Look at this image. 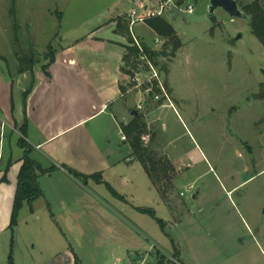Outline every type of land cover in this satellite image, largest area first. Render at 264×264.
Here are the masks:
<instances>
[{"label": "rangeland", "instance_id": "rangeland-1", "mask_svg": "<svg viewBox=\"0 0 264 264\" xmlns=\"http://www.w3.org/2000/svg\"><path fill=\"white\" fill-rule=\"evenodd\" d=\"M170 1L183 15L166 11L162 19L179 47L150 62L154 72L140 63L136 81L126 79L122 124L131 122L132 111L146 124L144 146L152 145L169 168L168 187L163 181L158 187L174 220L182 221L161 230L135 209H153L168 223L137 161L121 162L109 180L124 200L104 185L82 188L53 177L42 182L45 197L34 201L33 215L24 210L20 216L12 247L10 232L0 233V264H10L9 256L13 264H45L66 243L79 264H264V47L248 23L219 9L212 24L210 0ZM255 1L264 12V0H239L238 6ZM124 2L0 0V56L10 66L16 55L42 64L70 26L79 27L76 37L86 35L102 15L124 13ZM188 6L192 14L185 13ZM139 31L151 51L169 47L156 33L134 28ZM120 149L113 160L128 156V147Z\"/></svg>", "mask_w": 264, "mask_h": 264}, {"label": "crops", "instance_id": "crops-1", "mask_svg": "<svg viewBox=\"0 0 264 264\" xmlns=\"http://www.w3.org/2000/svg\"><path fill=\"white\" fill-rule=\"evenodd\" d=\"M139 3L144 2L126 0L124 6H127V10L124 13L109 17L102 15L101 19L97 18L95 27H91V31L81 37L74 35L79 31H76L79 29L77 26H70L72 32L68 30L61 37L60 27L59 43L52 54L54 61L49 64L48 59L42 64L35 63L32 72L19 73L18 55L14 66L5 63L6 60L0 56V62H3V65L0 64V124L4 122L7 125L3 132V157L0 162V233L9 231L17 176L22 163L23 149L18 147L20 128L26 129L25 141L32 148L30 158L43 170L55 168V171L48 174L37 172L38 185L42 191L40 198L45 197L42 182L53 177L76 187L86 188L92 183L112 189L109 180L118 173V165L121 162L131 164L135 161L128 144L122 140L120 129L124 119L121 103L129 93L125 86L129 76L122 71L123 57L130 43L126 35L117 32L116 24L122 18L127 22L126 14ZM144 4L154 7L151 1ZM65 19L66 15L61 13V23ZM139 26L156 38L154 31L146 23L136 24L132 32L140 44L145 45L143 34L139 31L138 36L134 32V28ZM129 36L132 39L130 33ZM29 88L31 91L24 99V93ZM121 146L128 147V156L113 160L122 153ZM9 161L11 165L6 174V182L3 183L1 179ZM62 166L84 176L100 174L101 181L97 183L88 180L83 185ZM151 186L155 189L152 184ZM155 191L157 192L156 189ZM116 195L118 197L117 193ZM118 198L124 200L122 197ZM33 203L34 201L24 203L13 234L9 231L12 246L20 216L24 210L32 216ZM160 203L169 214L168 223L161 220L165 224L164 229L167 225H178L182 220L175 221L171 209L161 199ZM50 216L55 220L53 213L50 212ZM60 233L65 238L61 230ZM60 250L45 264H76L75 258L78 257L71 244L66 243ZM173 253L175 255L176 251ZM174 264H180L179 260L175 259Z\"/></svg>", "mask_w": 264, "mask_h": 264}, {"label": "trees", "instance_id": "trees-1", "mask_svg": "<svg viewBox=\"0 0 264 264\" xmlns=\"http://www.w3.org/2000/svg\"><path fill=\"white\" fill-rule=\"evenodd\" d=\"M185 0H178L177 3L180 5L184 3ZM239 3V0H237ZM178 6V5H177ZM240 9L250 18V29L252 35H254L259 42L264 47V12L259 4L258 1H255L250 6L240 7ZM146 24L156 33L158 36H161L167 39V44L169 47H172L173 50L179 47V42L177 41V37L171 25L167 23L162 17L160 18H153L148 20ZM117 32L126 35L127 40L130 43V46L126 48V54L123 57L124 66L122 67V71L125 75L129 77H133L134 70L137 69L138 65L141 63L140 61V52L138 48L133 46L132 40L128 33V22L122 19L117 20L116 24ZM142 53L148 58L150 62L155 64L154 59L160 58L159 52L151 51L147 46L141 45ZM54 61L53 55H51L49 59V64ZM19 73L24 71L32 72L33 66L35 62L32 58H26L24 56H19ZM156 65V64H155ZM31 89L29 88L24 93V99L28 96ZM264 95V94H263ZM264 100V96L262 97ZM120 129L123 136L126 139V143L128 144L131 154L135 161L141 164L143 167L144 172L146 173L147 177L149 178L151 184L155 187L158 192V195L167 206H169V202L166 199V193L162 191L158 187V183L163 181L168 187L169 185V178L168 172L169 168L167 164L164 162L162 158H158L156 152L154 151L152 145L144 146L142 142V138L145 134H147V126L143 122L140 116H133L131 122L127 125L120 124ZM19 133L21 135L20 139L18 140V147L23 149V156L21 159V167L17 176V185L16 191L13 200V207L10 216V223H9V231L13 234L14 228L17 225V219L20 210L22 209L24 203H31L40 197H42V191L38 185V176L37 172L41 174H48L55 171L54 167L49 169L43 170L40 165L30 158V153L32 148L29 144L25 141L26 139V129L20 128ZM153 135H151V139H153ZM10 161L7 163L4 175L1 179L3 183L6 182V174L10 167ZM62 168L75 180L80 181L83 185L86 184L88 180H94L97 183L101 181L100 174H94L91 176H84L76 173L75 171L71 170L68 167L62 166ZM109 188V187H108ZM110 192L117 196L116 193L109 188ZM142 214H147L152 217L155 222L159 225L161 230L164 229L165 224L155 217L154 212L151 209H137ZM12 247V245H11ZM12 252V251H11ZM9 263L13 264L11 261V256H9ZM76 264H78V259L75 258Z\"/></svg>", "mask_w": 264, "mask_h": 264}, {"label": "built area", "instance_id": "built-area-1", "mask_svg": "<svg viewBox=\"0 0 264 264\" xmlns=\"http://www.w3.org/2000/svg\"><path fill=\"white\" fill-rule=\"evenodd\" d=\"M173 6H176L180 9L179 6L175 5L170 0H157V4L154 7H149V6L145 5L144 3H139L126 14L129 33H130L132 40H133V43H134L133 46L138 48V50L140 52L141 63H146L148 65V67L150 68V70L153 72H154V68H153L152 64L150 63V61L148 60V58L142 53L141 45L139 44L138 40L135 38V36L132 32V28L136 24H143V23H146L148 20H151L153 18L163 17V14L166 11L171 12V9ZM185 13L186 14H192L193 13L192 7L188 6L185 10ZM158 43H160L159 40H155V44H158ZM136 77H137V74L134 73L132 80L136 81ZM6 127H7V125L4 122H2L0 124V162H1L2 157H3L2 141L4 138L3 132H4V129ZM122 140L126 141L124 136H122Z\"/></svg>", "mask_w": 264, "mask_h": 264}, {"label": "water", "instance_id": "water-1", "mask_svg": "<svg viewBox=\"0 0 264 264\" xmlns=\"http://www.w3.org/2000/svg\"><path fill=\"white\" fill-rule=\"evenodd\" d=\"M223 11L228 17L233 21L235 19L243 20L250 25V18L239 8L237 0H210L208 3V16L212 24H217V19L215 17L216 10ZM171 12L175 16H182V11L173 6ZM173 51L172 47L165 48L163 51L159 52L161 58H165L166 55H170ZM132 116H138L137 111H132Z\"/></svg>", "mask_w": 264, "mask_h": 264}, {"label": "flooded vegetation", "instance_id": "flooded-vegetation-1", "mask_svg": "<svg viewBox=\"0 0 264 264\" xmlns=\"http://www.w3.org/2000/svg\"><path fill=\"white\" fill-rule=\"evenodd\" d=\"M193 199H194V197H193Z\"/></svg>", "mask_w": 264, "mask_h": 264}]
</instances>
